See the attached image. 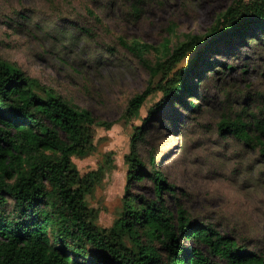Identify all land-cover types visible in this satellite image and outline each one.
Instances as JSON below:
<instances>
[{
	"label": "trees",
	"instance_id": "16d2710c",
	"mask_svg": "<svg viewBox=\"0 0 264 264\" xmlns=\"http://www.w3.org/2000/svg\"><path fill=\"white\" fill-rule=\"evenodd\" d=\"M125 1L128 16L138 19L144 0H77L86 17L101 24L104 17L98 10ZM11 13L4 19L8 26L20 28L32 19L19 8ZM57 16L56 41L92 34L89 24ZM175 28L171 22L172 33ZM251 39L264 41V0H233L204 32L175 42L170 36L158 45L118 37L150 75L148 85L129 99L126 118L138 117L155 90L161 97L141 124L132 125L122 206L109 227L97 225V211L87 200L102 168L81 174L73 161V156L92 152L99 122L89 109L68 102L0 56V264H220L213 258L226 264H264V253L248 250L213 223L189 214L166 175L154 168L152 155L148 166L140 154L150 121L165 113L177 119V106L200 111L199 102L186 97L201 95L204 100L198 84L213 66L208 55L225 43L240 47ZM191 52L195 56L180 66ZM179 119L183 124L185 119ZM217 130L242 146L245 169L264 166V114H246L242 107L223 115ZM147 179L152 197L134 190Z\"/></svg>",
	"mask_w": 264,
	"mask_h": 264
},
{
	"label": "rangeland",
	"instance_id": "374dc122",
	"mask_svg": "<svg viewBox=\"0 0 264 264\" xmlns=\"http://www.w3.org/2000/svg\"><path fill=\"white\" fill-rule=\"evenodd\" d=\"M232 1L144 0L138 19L128 16L125 1L98 10L104 17L101 24L87 18L77 0H0V56L68 102L89 109L99 122L92 152L73 156L81 174L102 168L100 182L87 195L89 207L97 211V225L109 227L118 217L132 125L141 124L161 97L155 90L138 117L126 118L129 99L148 85L150 75L118 37L152 45L166 36L173 42L182 40L185 34L204 32ZM15 8L29 13L31 21L20 28L6 25L4 19ZM58 13L76 25L89 24L92 34L56 41L52 32L60 20ZM171 22L176 25L174 33ZM194 56L189 53L179 65ZM208 59L213 66L198 84L204 100L201 95L186 97L199 102L200 111L187 112L177 106V119L171 120L169 113L153 118L145 126L140 154L148 166L152 155L154 168L166 175L189 214L213 223L248 250L264 253V166L259 163L252 172L245 169L248 159L242 146L232 138L223 139L217 130L223 115L242 107L246 114H264V41L251 39L240 47L236 42L225 43ZM179 118L185 119L183 124ZM134 190L147 197L154 193L149 179Z\"/></svg>",
	"mask_w": 264,
	"mask_h": 264
}]
</instances>
